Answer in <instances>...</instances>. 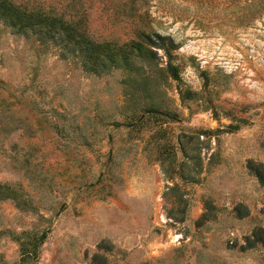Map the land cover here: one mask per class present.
I'll return each mask as SVG.
<instances>
[{"label":"rangeland","instance_id":"1","mask_svg":"<svg viewBox=\"0 0 264 264\" xmlns=\"http://www.w3.org/2000/svg\"><path fill=\"white\" fill-rule=\"evenodd\" d=\"M40 2L113 48L145 26L172 55L96 73L0 21V180L18 196L0 199V264H264L248 165L264 161V0Z\"/></svg>","mask_w":264,"mask_h":264},{"label":"trees","instance_id":"2","mask_svg":"<svg viewBox=\"0 0 264 264\" xmlns=\"http://www.w3.org/2000/svg\"><path fill=\"white\" fill-rule=\"evenodd\" d=\"M0 21L13 32L33 37L45 47H56L61 57H74L81 68L96 73L108 71L113 66L138 71L142 65L134 60V56L140 62L152 60L156 56L153 46L161 45L169 57L172 55V39L145 26L136 29V40L129 46L113 48L90 35L83 16L58 11L53 6L45 7L40 0H0ZM166 69L173 78L179 77L177 65L168 61ZM248 165L264 184V161L250 159ZM6 197L18 198L14 188L0 180V199ZM244 208L236 206L239 215L246 213ZM253 234L254 237H249L250 243L258 239L264 241V227H257ZM94 260V264H105L102 253L96 252Z\"/></svg>","mask_w":264,"mask_h":264}]
</instances>
